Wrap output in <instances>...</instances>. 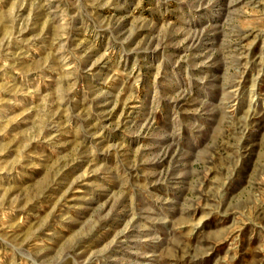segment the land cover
I'll return each mask as SVG.
<instances>
[{
  "label": "rangeland",
  "instance_id": "1",
  "mask_svg": "<svg viewBox=\"0 0 264 264\" xmlns=\"http://www.w3.org/2000/svg\"><path fill=\"white\" fill-rule=\"evenodd\" d=\"M0 264H264V0H0Z\"/></svg>",
  "mask_w": 264,
  "mask_h": 264
}]
</instances>
